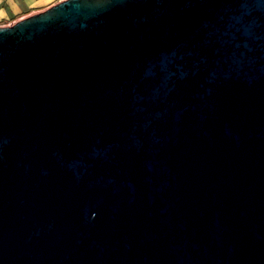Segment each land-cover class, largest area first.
Wrapping results in <instances>:
<instances>
[{
  "label": "water",
  "instance_id": "obj_1",
  "mask_svg": "<svg viewBox=\"0 0 264 264\" xmlns=\"http://www.w3.org/2000/svg\"><path fill=\"white\" fill-rule=\"evenodd\" d=\"M0 264H264V0L0 25Z\"/></svg>",
  "mask_w": 264,
  "mask_h": 264
},
{
  "label": "crops",
  "instance_id": "obj_2",
  "mask_svg": "<svg viewBox=\"0 0 264 264\" xmlns=\"http://www.w3.org/2000/svg\"><path fill=\"white\" fill-rule=\"evenodd\" d=\"M60 0H0V25H8Z\"/></svg>",
  "mask_w": 264,
  "mask_h": 264
}]
</instances>
